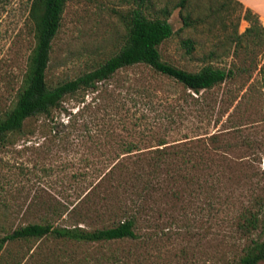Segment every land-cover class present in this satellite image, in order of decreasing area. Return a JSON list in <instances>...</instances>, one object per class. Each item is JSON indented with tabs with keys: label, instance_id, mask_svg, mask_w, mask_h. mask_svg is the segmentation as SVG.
<instances>
[{
	"label": "rangeland",
	"instance_id": "obj_1",
	"mask_svg": "<svg viewBox=\"0 0 264 264\" xmlns=\"http://www.w3.org/2000/svg\"><path fill=\"white\" fill-rule=\"evenodd\" d=\"M130 1L68 0L53 44L50 85L99 65L121 48L127 32L122 17L133 7ZM167 1L170 6L179 2L157 0V6ZM223 2L188 0L195 24L187 27L181 7L174 8V34L160 50L164 60L189 71L208 63L229 68L236 62L243 69L235 76L196 94L172 78L157 75L155 80L153 72L147 77L143 67L126 69L108 81L115 95L102 101L100 110L89 109L98 112L90 131L80 125L69 138L50 133L48 124L65 128V109L76 110L84 97L95 95L79 91L63 100L52 122L36 117L24 133L0 142V226L11 228L41 221L44 201L72 206L119 160L132 164L134 153H147L156 143L154 134L170 143L191 140L186 156L192 162L185 170L175 168L171 182L165 175L159 178L149 200L153 211L141 220L138 236L96 242L52 235L15 240L0 253V264H240L246 250L264 239V30L245 39L232 55L236 30L245 32L250 22L236 2ZM28 6L29 0H0V113L12 106L34 46ZM187 39L194 43L191 51ZM128 77L142 81L141 94L133 87L134 94L129 93L138 104L125 95ZM166 113L173 122L160 125L157 120ZM130 122L135 128L129 129ZM140 132L148 138L141 140ZM129 133L137 136L140 150L128 155L117 144L131 139ZM86 159L99 163L92 166ZM78 172L86 178L73 181ZM253 216H259L257 226ZM52 220L65 222L58 214Z\"/></svg>",
	"mask_w": 264,
	"mask_h": 264
},
{
	"label": "trees",
	"instance_id": "obj_2",
	"mask_svg": "<svg viewBox=\"0 0 264 264\" xmlns=\"http://www.w3.org/2000/svg\"><path fill=\"white\" fill-rule=\"evenodd\" d=\"M219 1L233 2V0ZM67 2L68 0H29L27 20L33 32L34 46L29 53L26 69L12 106L0 113V142L8 141L17 133H24L27 130V122L36 117L43 116L52 122L54 112L60 105L62 106L63 100L79 91L92 92L95 95L89 100L84 97L83 105L76 110L65 109L68 118L65 122H61L65 128L58 131V126L53 129V126L48 124L51 131L49 132L57 138H69L74 134L73 130H77L80 125L90 131L89 122L96 118L98 112L96 110L91 112L89 109L100 110L102 101H107L115 95L116 88L108 81L126 69L143 67L144 71H148L147 77L152 72L153 79L157 78V75H163L200 94L235 76V73L242 68L236 62H232L229 68L208 63L198 71H189L164 60L160 45L174 34V27L170 21L173 9L181 7L184 26L195 24L192 12L187 7L188 0H179L175 6H170L168 1L157 6V0H131L133 7L122 17L127 32L121 48L99 65L86 69L61 83L50 85L47 77L52 62L53 44L61 29ZM238 5L244 8L241 3ZM243 18L250 22V27L243 33L236 30L237 43L232 55L238 54V46H243L245 39L251 35H259L264 30L259 15L251 9H245ZM200 20L198 18L196 21L199 23ZM184 44L189 51L194 48L192 39L185 40ZM261 71L264 74V65ZM141 79L145 80V77ZM127 81L125 95L129 97L131 96L129 93L134 94L130 88H138L142 81L137 77H128ZM142 89H145V83ZM140 91L141 89L137 93L141 94ZM131 99L134 104L140 102L135 97L131 96ZM163 116H165L163 120L161 117L157 120L160 125L173 122L168 113ZM138 120L139 117L135 121ZM133 123L130 122L129 129L135 128V122ZM129 135L131 139L117 144L119 147L123 146L122 152L128 155L140 150V142L135 140L137 136L130 133ZM138 135L141 140L148 138L144 132ZM155 137L156 143L150 146L147 153L139 155L134 153L130 166L128 163L125 164V161L119 160L101 177L91 191L80 193L82 195L72 206L69 205V201H62L57 206L52 204V201H44L47 208L41 221L28 222L11 228H7L5 224L1 225L0 253L12 241L40 239L49 235L85 242L137 237V227L141 220L153 211L149 200L155 190L159 189L157 187L159 178L165 175L166 181L169 182L175 168L185 170L192 162V157L186 156L187 152L191 151V147L188 146L191 140L170 143L163 135L154 134ZM98 160L86 159V162L95 166L99 163ZM119 168L125 170L117 176ZM72 176L75 181L80 178L85 179L87 174L78 172ZM54 214H58L65 222L52 220ZM250 220L257 226L260 219L259 216H253ZM262 221L264 226V219ZM262 261H264V239L255 241L246 250L240 264H260Z\"/></svg>",
	"mask_w": 264,
	"mask_h": 264
},
{
	"label": "crops",
	"instance_id": "obj_3",
	"mask_svg": "<svg viewBox=\"0 0 264 264\" xmlns=\"http://www.w3.org/2000/svg\"><path fill=\"white\" fill-rule=\"evenodd\" d=\"M233 2L241 3L244 9H251L258 14L262 24L264 25V0H233Z\"/></svg>",
	"mask_w": 264,
	"mask_h": 264
}]
</instances>
